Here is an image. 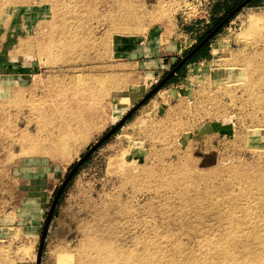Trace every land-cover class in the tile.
Listing matches in <instances>:
<instances>
[{
    "label": "rangeland",
    "instance_id": "1",
    "mask_svg": "<svg viewBox=\"0 0 264 264\" xmlns=\"http://www.w3.org/2000/svg\"><path fill=\"white\" fill-rule=\"evenodd\" d=\"M216 3L0 0V255L264 264V0L154 89Z\"/></svg>",
    "mask_w": 264,
    "mask_h": 264
},
{
    "label": "crops",
    "instance_id": "2",
    "mask_svg": "<svg viewBox=\"0 0 264 264\" xmlns=\"http://www.w3.org/2000/svg\"><path fill=\"white\" fill-rule=\"evenodd\" d=\"M202 40H200L199 42L198 41H191L189 43V45L183 47L181 50H180V53H177V57H175V61L173 62V66L171 67L170 71L168 73H170L172 70H175L174 73H172L168 78H171L174 76V81L169 83L167 86H170V85H174V84H177L179 83L180 79H183V75L186 74L185 71H187L188 67L191 66V65H195V64H199L201 62H205V61H209L212 59V51H211V44L209 43V56L208 57H205V56H200L198 55L196 57V60L193 61V62H190V63H187L185 64L195 53L196 51L204 44H202L199 48H197V50H195L192 54H190L196 47L197 45L201 42ZM167 73V74H168ZM166 74V75H167ZM165 75V76H166ZM164 76V77H165ZM163 77V78H164ZM24 167V166H23ZM9 226H6L5 229H8ZM9 241L6 240L2 245L4 247L8 246ZM13 247V246H12ZM15 256L14 255H7V256H2L0 255V264H18V261L16 262L15 261Z\"/></svg>",
    "mask_w": 264,
    "mask_h": 264
},
{
    "label": "water",
    "instance_id": "3",
    "mask_svg": "<svg viewBox=\"0 0 264 264\" xmlns=\"http://www.w3.org/2000/svg\"><path fill=\"white\" fill-rule=\"evenodd\" d=\"M250 0H243L241 3H239L236 7H234L232 9V11H230L223 19L222 21H220L216 26L215 28L206 36L202 39V41L197 45V47L190 53L192 54L195 50H197V48H199L204 42H206L207 40H209L214 34L215 32L219 29V27H221L225 21L229 20L230 17L232 15H234L235 13H237L239 11L240 8L244 7V5H246ZM176 70V69H175ZM175 70H172L170 73H168L159 83L158 85H156V87L154 89L158 90L159 87L167 80V78L175 72ZM149 95V94H148ZM147 95V96H148ZM139 105V103H138ZM136 105V106H138ZM133 110V109H132ZM131 110V111H132ZM131 111H129L122 119L121 121H123L124 119H126L128 117V115L131 113ZM120 121V122H121ZM120 122L118 124H116L112 129H110L95 145H93L85 155H83L78 161L77 163L75 164V166L73 167V170L76 169L87 157L88 155L95 149L97 148L113 131L114 129L120 124ZM72 170V171H73ZM71 174V173H70ZM70 174L67 176V178L65 179L64 183L60 186L56 196H55V200L53 201V204L55 203V201L57 200L58 198V195L60 193V191L62 190V187L63 185L65 184V182L68 180V178L70 177ZM40 250H41V244L39 246V249H38V255H37V264H38V260H39V254H40Z\"/></svg>",
    "mask_w": 264,
    "mask_h": 264
},
{
    "label": "trees",
    "instance_id": "4",
    "mask_svg": "<svg viewBox=\"0 0 264 264\" xmlns=\"http://www.w3.org/2000/svg\"><path fill=\"white\" fill-rule=\"evenodd\" d=\"M243 0H223V4H215L214 5V11H219V10H223V12L224 13H226V14H228L230 11H232V9L234 8V7H236L239 3H241ZM256 1H258V0H250L247 4L248 5H253ZM228 5L226 8L224 7L223 9H222V7L224 6V5ZM223 5V6H222ZM219 9V10H218ZM224 17H221V18H219L218 20H216L215 21V23H214V25L216 26L220 21H222V19H223ZM203 38H200L199 40H198V42L200 41V40H202ZM209 43H210V39L209 40H207L206 42H204V44L196 51V53L185 63V64H187V63H190V62H193V61H195L196 60V57L198 56V55H200V56H205V57H208L209 56ZM174 81V76L173 77H171V78H169L168 80H166L160 87H159V89H162L163 87H165V86H167L169 83H171V82H173ZM147 102V101H146ZM145 102V103H146ZM144 103V104H145Z\"/></svg>",
    "mask_w": 264,
    "mask_h": 264
}]
</instances>
